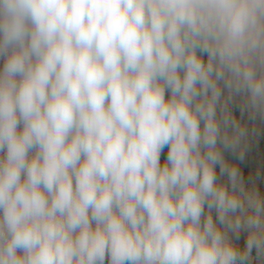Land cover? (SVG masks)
Here are the masks:
<instances>
[{
	"label": "clouds",
	"instance_id": "clouds-1",
	"mask_svg": "<svg viewBox=\"0 0 264 264\" xmlns=\"http://www.w3.org/2000/svg\"><path fill=\"white\" fill-rule=\"evenodd\" d=\"M0 60V264H264L225 158L264 120V0H0Z\"/></svg>",
	"mask_w": 264,
	"mask_h": 264
},
{
	"label": "crops",
	"instance_id": "crops-1",
	"mask_svg": "<svg viewBox=\"0 0 264 264\" xmlns=\"http://www.w3.org/2000/svg\"><path fill=\"white\" fill-rule=\"evenodd\" d=\"M170 96L168 94L166 98ZM239 98L237 99V103ZM234 115L239 119L241 114L238 107L233 108ZM242 122L247 123L248 127L251 129L256 128V134H250L248 140V146L245 151V159L240 161L236 156H233L230 152H226V160L230 163L237 165L239 168H242L243 174H245V169H250L256 166H264V120L257 118L255 122L248 119L247 113H245ZM167 148L161 154V162L166 159ZM107 264V262H106Z\"/></svg>",
	"mask_w": 264,
	"mask_h": 264
},
{
	"label": "rangeland",
	"instance_id": "rangeland-1",
	"mask_svg": "<svg viewBox=\"0 0 264 264\" xmlns=\"http://www.w3.org/2000/svg\"><path fill=\"white\" fill-rule=\"evenodd\" d=\"M225 158H226V153H225ZM243 174L242 168H239ZM246 172L243 174L244 180H245V185L246 187H252L255 186L258 191L262 195H264V166H256L252 167L250 169H245ZM217 176L219 177V166L216 168ZM221 182L227 183V177H220ZM205 212H207V208H205ZM213 219H216V213L213 211L212 213ZM245 233H241V238L237 242L241 246H243L244 241H245ZM255 254V253H253Z\"/></svg>",
	"mask_w": 264,
	"mask_h": 264
},
{
	"label": "built area",
	"instance_id": "built-area-1",
	"mask_svg": "<svg viewBox=\"0 0 264 264\" xmlns=\"http://www.w3.org/2000/svg\"><path fill=\"white\" fill-rule=\"evenodd\" d=\"M205 59H206V56H205ZM2 64H3V61L0 60V67H2ZM168 94H170V92L166 91L165 95L167 96Z\"/></svg>",
	"mask_w": 264,
	"mask_h": 264
}]
</instances>
